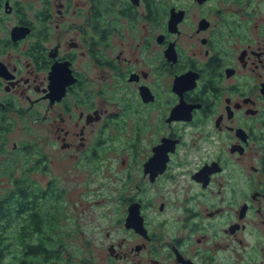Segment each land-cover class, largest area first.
Returning a JSON list of instances; mask_svg holds the SVG:
<instances>
[{
  "label": "flooded vegetation",
  "instance_id": "flooded-vegetation-1",
  "mask_svg": "<svg viewBox=\"0 0 264 264\" xmlns=\"http://www.w3.org/2000/svg\"><path fill=\"white\" fill-rule=\"evenodd\" d=\"M131 112L123 235L20 264H264V0H0V262L65 231L34 167L92 164Z\"/></svg>",
  "mask_w": 264,
  "mask_h": 264
},
{
  "label": "rangeland",
  "instance_id": "rangeland-1",
  "mask_svg": "<svg viewBox=\"0 0 264 264\" xmlns=\"http://www.w3.org/2000/svg\"><path fill=\"white\" fill-rule=\"evenodd\" d=\"M134 119L135 115L131 112L125 119L128 129L114 132L113 137L107 142L104 139L108 138L109 130L99 135L103 145L97 150L96 158L89 162L92 164L84 160L67 165L65 162L53 161L48 167L39 163L34 167L33 178L38 179L40 183H35L33 188H38L43 194L42 198H37L36 201L40 202L42 208L52 206L51 208L56 211L53 221L57 220L58 227L65 229V231L42 235L46 248L54 250L51 253L54 259L68 261L85 258L100 262L106 254L104 242L107 245L108 242L117 241V238L123 235L119 221L123 217V206L117 196L118 188L122 185L121 181L127 172L121 161L128 156L132 142L137 141V137L134 136L136 129H133ZM21 125H25V122H21ZM41 130L42 128L39 127L37 131L41 132ZM13 135H16V140L21 138L16 132ZM32 138L36 139V136ZM53 146L49 147L53 148ZM47 181H53L54 187L59 186L63 196L60 198L47 196L49 187ZM74 223H78L80 229L74 230L76 227ZM108 230L111 232L110 236L106 234ZM19 237L20 235L16 233L11 234L9 239L3 240V244L10 245L13 240L16 243L1 248L3 254L0 264L4 262L20 264L23 257L31 259L26 255L24 244L19 241ZM38 237L39 234H34L25 242L35 244L38 242ZM43 258L39 260L40 264H45Z\"/></svg>",
  "mask_w": 264,
  "mask_h": 264
},
{
  "label": "trees",
  "instance_id": "trees-1",
  "mask_svg": "<svg viewBox=\"0 0 264 264\" xmlns=\"http://www.w3.org/2000/svg\"><path fill=\"white\" fill-rule=\"evenodd\" d=\"M34 194H36V195H39L40 197H42L43 196V194H41V192H40V190L38 189V188H36V190H35V192H34ZM57 196V195H56ZM36 201V200H35ZM36 203L37 204H40V202L39 201H36ZM2 206V205H1ZM34 211H38L39 212V209L38 208H36L35 207V210ZM39 214V213H38ZM39 221H40V223H42V222H44V221H41V218H39L38 219ZM42 235L43 234H41V235H39V242H40V244L39 245H29L30 246V248H31V252H33V253H41V252H44V251H47V249L46 248H44V245L46 244V243H44L43 244V237H42ZM33 236V234H29V237H32ZM21 237V236H20ZM19 237V238H20ZM23 237V240H21V242L23 243V244H25V241L28 239V237L26 236V235H24V236H22ZM1 242V241H0ZM28 246V245H27ZM26 248V247H25Z\"/></svg>",
  "mask_w": 264,
  "mask_h": 264
},
{
  "label": "water",
  "instance_id": "water-1",
  "mask_svg": "<svg viewBox=\"0 0 264 264\" xmlns=\"http://www.w3.org/2000/svg\"><path fill=\"white\" fill-rule=\"evenodd\" d=\"M131 219L136 221L138 220L134 214H131V216L128 217V221H131Z\"/></svg>",
  "mask_w": 264,
  "mask_h": 264
}]
</instances>
